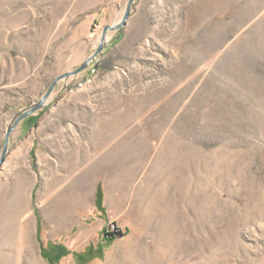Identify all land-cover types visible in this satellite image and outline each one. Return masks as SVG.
Here are the masks:
<instances>
[{"label":"rangeland","instance_id":"rangeland-1","mask_svg":"<svg viewBox=\"0 0 264 264\" xmlns=\"http://www.w3.org/2000/svg\"><path fill=\"white\" fill-rule=\"evenodd\" d=\"M129 1L0 0V264L89 245L97 188L99 264H264V0H135L3 156Z\"/></svg>","mask_w":264,"mask_h":264},{"label":"crops","instance_id":"crops-1","mask_svg":"<svg viewBox=\"0 0 264 264\" xmlns=\"http://www.w3.org/2000/svg\"><path fill=\"white\" fill-rule=\"evenodd\" d=\"M86 194L88 195V192H86ZM95 196L94 210L89 208V206H82V204L80 207V210H85L87 212L88 219H91L90 214L93 216L96 214L95 217L98 220V222L95 221L98 227L96 226L93 231L91 230L90 234L86 233L88 236L87 240L90 241L89 245H82L83 239H85V237H83L84 235H80L78 240H75L73 248L67 247V245L64 247L59 243L50 242L51 240H49L50 250L54 254L53 259H57L59 264H99V262L107 263L109 261L110 255L108 253L110 252L111 246L117 242V239L108 241L105 240L104 237L102 238L101 235L104 225L114 218V212L109 209L104 195L100 194V188L96 189ZM126 232H130V230L126 229Z\"/></svg>","mask_w":264,"mask_h":264},{"label":"water","instance_id":"water-1","mask_svg":"<svg viewBox=\"0 0 264 264\" xmlns=\"http://www.w3.org/2000/svg\"><path fill=\"white\" fill-rule=\"evenodd\" d=\"M135 2V0H130L128 5H127V9H126V12H125V15L122 19V21L119 23V24H116L114 26H109V27H106L103 31V37H102V41L100 43V46L97 50V52L91 56V58L84 62L79 68H76V70L72 71V72H68V73H65L59 77H57L55 80H53V83L51 84L49 90L47 93H45L46 95L43 97V99L37 103L32 109H29L28 111H26L24 114H22L19 118H17V121L16 123L11 126L9 128V130L7 131V137H6V142H5V147H4V151H3V156L6 154L7 150H8V142H9V138H10V134H11V131L14 130V128L20 123V121H22V119H25L26 117L30 116L31 114H33L34 112H36L37 110H39L45 103V101L50 97V95L52 94V91L54 90V88L56 87V85L58 84L59 81L65 79V78H68V77H71V76H75V75H78L80 73H82L84 70H86L90 63L94 60V58H96L101 52L102 50L104 49L105 47V41H106V35L108 32L110 31H117V30H120L122 27L125 26L129 16H130V12H131V8Z\"/></svg>","mask_w":264,"mask_h":264},{"label":"built area","instance_id":"built-area-1","mask_svg":"<svg viewBox=\"0 0 264 264\" xmlns=\"http://www.w3.org/2000/svg\"><path fill=\"white\" fill-rule=\"evenodd\" d=\"M119 232H120V229L115 223H113V224H110V226L106 230V236H117Z\"/></svg>","mask_w":264,"mask_h":264},{"label":"trees","instance_id":"trees-1","mask_svg":"<svg viewBox=\"0 0 264 264\" xmlns=\"http://www.w3.org/2000/svg\"><path fill=\"white\" fill-rule=\"evenodd\" d=\"M106 240L108 241L114 240V236L107 237Z\"/></svg>","mask_w":264,"mask_h":264}]
</instances>
